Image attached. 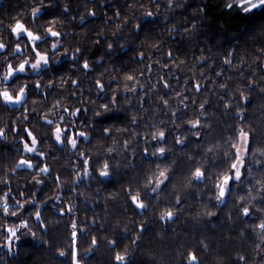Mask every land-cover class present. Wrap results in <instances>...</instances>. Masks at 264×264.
<instances>
[{
  "label": "clouds",
  "instance_id": "clouds-1",
  "mask_svg": "<svg viewBox=\"0 0 264 264\" xmlns=\"http://www.w3.org/2000/svg\"><path fill=\"white\" fill-rule=\"evenodd\" d=\"M161 2L165 8L160 5L152 8L147 3L132 0L126 15L116 10L114 17L108 16L105 24L111 20L112 25L101 26L88 42L91 50L101 39L105 41L104 52L95 59L84 55L78 65L70 64L62 74L50 72L49 78L23 79L11 85L9 82L17 73L27 76L44 67L51 70L65 56L75 62L84 51L82 45L88 31H74L68 27V21L59 17L37 24L35 17L43 8L51 7L45 0H30L33 6L14 15L5 25L11 40L17 42L9 51V36L0 34V53H6L0 56V81H3L0 103L22 104L23 111L12 118L11 133L8 119L0 118V141L14 143L18 140L22 149L0 173V229L10 230L13 236L23 229L25 235L39 238L32 221L46 227L41 212L43 206L50 201L53 205L63 204L64 207L58 209L62 215L76 216L78 197L90 203L100 201L106 207L109 201L119 202L121 206L130 203L138 210L147 209L149 216L161 222L184 214L199 224L216 217L219 209L211 205H222L231 193L226 211L229 221L237 209L242 217L259 214L256 224L245 225L259 241L251 261L256 264L258 256L264 255V207L257 204L264 200V171L256 172L254 168L264 167V144L253 143L257 127L244 119L247 108L242 105L250 99L248 88L258 81L249 78L247 86L241 83L232 86L234 78L225 74L223 68L212 75L215 61L202 50L198 55L175 54L168 44L169 38L192 39L197 24L181 27L179 20L169 23L168 9H182L184 5L177 0ZM104 3L105 0H100L101 6ZM234 3L241 4L242 0H228L227 7L231 8ZM61 4L62 10L67 12V0H61ZM95 15L94 8H88L78 20L75 17L72 20L84 23L87 16ZM157 16L163 26L155 34H142L139 39L133 36L140 32L143 19ZM21 35L26 41L20 39ZM73 35L77 37L75 42L71 40ZM118 36L123 39L117 40ZM46 38L49 39L45 44ZM129 46L135 49L131 54L134 62L126 68L113 61H127V56H106L107 52L117 49L122 52ZM258 51L264 55V50ZM221 62L234 71L245 64L252 68L258 62L264 67V60L257 56L252 57L250 63L242 58L234 64L231 52L221 57ZM96 65H102L99 71ZM89 72L93 75L88 76ZM85 78L91 83L81 86ZM239 78H243V72ZM29 86L37 89L41 97L29 98ZM49 89H55L51 97ZM259 91L264 93V87ZM101 95L108 99L98 101L96 97ZM210 100H215L219 113L206 110ZM221 116L234 117V129L231 124L225 125ZM32 117L38 119L30 122ZM111 117L126 119L127 123L117 124ZM21 127L27 140L24 135H18ZM58 148L63 152L57 151ZM143 156L152 159L145 162ZM165 156L168 159L164 160ZM137 159L142 167L137 166ZM22 168L27 172L21 176L17 173ZM117 172L126 174V181L116 190L104 191L99 181L114 177ZM81 180L85 185L77 187ZM46 184L50 189L38 199L40 189ZM240 188L244 191L238 192ZM192 193L195 200L190 198ZM33 204L35 209L23 215L25 208ZM21 216L23 218L15 223L7 219ZM147 220L148 217H144L135 223L142 226ZM98 222L101 221H93ZM133 222V217L128 216L117 219L113 226L127 232ZM157 235L163 238L162 233ZM240 235H244L243 230ZM133 236L134 246L139 233ZM202 246L208 250L207 243L202 241ZM129 253L130 247L125 246L120 254L122 260ZM236 256L242 262L245 260L243 254Z\"/></svg>",
  "mask_w": 264,
  "mask_h": 264
},
{
  "label": "trees",
  "instance_id": "trees-1",
  "mask_svg": "<svg viewBox=\"0 0 264 264\" xmlns=\"http://www.w3.org/2000/svg\"><path fill=\"white\" fill-rule=\"evenodd\" d=\"M45 2L51 4V7L41 10L35 17L36 23L59 17L68 21V27L74 31L87 29L88 37L85 44L82 45L84 51L75 62L67 56L63 57L58 64L53 65L51 70L44 67L39 72H33L27 76L17 73L9 85L23 79L30 80L40 76L49 78L50 72L57 75L62 74L68 70L70 64L76 63L78 65L84 55L90 59H95L104 52L105 41L101 39L99 45L89 50L88 42L94 38L93 34L98 32L101 26L107 28L112 25L111 20L107 24H105V20L108 16L114 17L116 10H119L121 15H126V10L132 0H105L103 6H101L100 0H67L69 5L67 12L62 10L61 0H45ZM177 2L184 6L182 9L175 7L168 9L170 13L169 23L179 20L181 27H188L195 22L197 29L192 39L169 38L168 44L173 52L180 56L198 55L202 50L204 54L209 55L211 60L215 61V67L211 69L212 75H215L218 69L223 68L225 74L234 78L231 82L232 86L235 83L247 86L249 78L258 81L257 84L248 88L250 99L246 105L242 106L247 108L244 119L257 127V135L253 138V143L264 144V93L259 91V88L264 87V79H261L264 77V67L258 62L252 68L245 64L239 71H234L221 62V57H227L230 52L234 64L239 63L242 58L250 63L254 56L264 60V55L258 51V49L264 50V6L248 14L234 4L228 8V0H187V2L177 0ZM139 3H147L152 8L157 5L162 8L166 7L161 0H139ZM32 6L30 0H0V22H2L0 23V34L9 36L11 41L9 51L12 44L17 41L11 40V33L8 32L5 25L12 21L14 15L21 11L26 12ZM88 8H94L96 15L87 16L84 23H77L72 20V17L78 20L81 13ZM160 19V16L155 19H143L140 32L133 33V36L139 39L142 34H155V31L163 26L159 23ZM26 23H30V21H26ZM32 26L35 27L36 25L33 24ZM20 39L26 41V37L23 35ZM48 39L46 38L43 43L46 44ZM116 39L120 40L123 37L118 36ZM71 40L75 42L77 37L73 35ZM37 47L40 45L38 44ZM134 51L135 49L129 46L122 52L119 49L114 52H107L106 56H127V61L120 59L113 61L126 68L134 62L131 55L134 54ZM5 54L0 53V56ZM135 62L140 63V61ZM206 64L201 65V67H205ZM95 67L99 71L102 65ZM246 68L247 70H245ZM253 68L255 75H253ZM81 71L83 70L81 69ZM241 72H243L242 79L239 78ZM72 74L76 75L75 72ZM91 75L93 73L89 72L88 76ZM88 83L91 82L85 78L81 81V86ZM208 83L211 84V81ZM54 91L55 89H49L48 96L51 97ZM202 91H207V89ZM223 94L226 95V93ZM33 96L41 97V93L29 86L28 97ZM96 99L103 102L108 97L101 95L97 96ZM206 110H214L217 113L220 111L215 100H210ZM21 111H23L22 104L0 103V118L8 119L9 133L12 130V118ZM182 115H187V113H182ZM81 117L84 118L83 113H81ZM35 119L38 118L32 117L30 122ZM110 119L117 124L127 123L126 119L122 120L116 117ZM221 119L225 125L231 124L234 129V117L225 118L221 116ZM85 122H87L86 118ZM41 127L47 126L42 125ZM186 130L190 131V129ZM18 135H24L27 140L22 127ZM95 136L94 132V138ZM169 137H171V133H169ZM91 142L87 141L86 143L91 144ZM184 147L187 148L188 145ZM21 150L18 140L14 143L0 141V173L3 172L6 165H10L15 160ZM57 151L63 152V149L58 148ZM35 159L39 158L36 157ZM151 159L149 156H143L145 162ZM163 159L166 160L168 157L165 156ZM152 162L155 163L156 161ZM137 166L142 167L139 159H137ZM254 171H264V167L254 168ZM26 172L27 170L22 168L18 170L17 174L22 176ZM126 179V174L117 172L114 177L101 179L99 183L103 186V190L108 192L118 189ZM246 183H250V181H246ZM83 185H85V181L81 180L77 187ZM50 187L47 184L42 187L38 193V199L42 198L44 192ZM87 190L91 191V188ZM28 191L30 192L31 188ZM237 191L243 192L244 189L240 188ZM67 195L68 192H65V196ZM190 198L195 200V194H190ZM230 198L231 193L229 200ZM151 199L154 197L150 198L149 202ZM229 200H225L221 206L212 204V207L219 209L218 215L199 224L187 219L184 214L178 215L173 220L161 222L149 216L147 209L138 210L130 203L121 206L119 202L109 201L106 207L100 201L90 203L79 197L77 198L76 216H72L70 213L62 215L58 209L63 208L64 205H53V202L50 201L41 209L46 227L42 228L39 222L32 221V224L35 225V231L39 232V238L29 234L25 241L19 232L15 236L19 237V242L15 243L11 238L13 235H11L10 230L0 229V264H189V261H192L193 264H196L197 261L198 264H218L220 260L223 261V264H251L253 249L259 241L250 229L245 228V225L256 224L259 214L242 217L237 209L232 212V220L229 221L226 215ZM182 203H187V201H182ZM257 204L264 207V200L257 201ZM35 207L34 204L27 206L23 215H29ZM128 216H132L134 221L129 225L130 231L125 232L122 228L113 226L117 219ZM144 217H148L147 223L138 226L135 221ZM22 218L23 216L7 219L10 223H15ZM97 219L101 222L93 223ZM49 220H52L53 223L48 224ZM241 230L244 231L243 236L240 235ZM137 232L139 239L133 246V234ZM158 233L163 234L162 239L158 237ZM202 241L207 243V251L202 246ZM125 246L130 247V253L122 260L120 254ZM237 253L244 255L245 260L243 262L237 258ZM261 261H264V255L258 256L256 264H260Z\"/></svg>",
  "mask_w": 264,
  "mask_h": 264
},
{
  "label": "rangeland",
  "instance_id": "rangeland-1",
  "mask_svg": "<svg viewBox=\"0 0 264 264\" xmlns=\"http://www.w3.org/2000/svg\"><path fill=\"white\" fill-rule=\"evenodd\" d=\"M237 7H239L243 12L245 13H252L253 11L259 10L261 7L264 6V0H242L241 4H235ZM247 10V11H245ZM9 105V104H8ZM244 141L246 142V137L243 138ZM26 230H21L20 234L23 240H27V235H25ZM16 236V234H15ZM15 236H12V240L15 241V243L19 242V239H17ZM14 238V239H13ZM10 242V241H9Z\"/></svg>",
  "mask_w": 264,
  "mask_h": 264
},
{
  "label": "water",
  "instance_id": "water-1",
  "mask_svg": "<svg viewBox=\"0 0 264 264\" xmlns=\"http://www.w3.org/2000/svg\"><path fill=\"white\" fill-rule=\"evenodd\" d=\"M221 206V205H220Z\"/></svg>",
  "mask_w": 264,
  "mask_h": 264
}]
</instances>
